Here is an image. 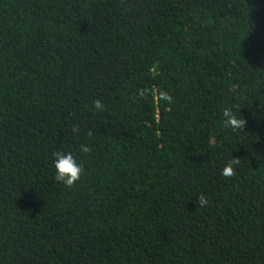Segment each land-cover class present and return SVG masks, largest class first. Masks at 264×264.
<instances>
[{
  "label": "trees",
  "instance_id": "obj_1",
  "mask_svg": "<svg viewBox=\"0 0 264 264\" xmlns=\"http://www.w3.org/2000/svg\"><path fill=\"white\" fill-rule=\"evenodd\" d=\"M0 264H264V0H0Z\"/></svg>",
  "mask_w": 264,
  "mask_h": 264
},
{
  "label": "clouds",
  "instance_id": "obj_2",
  "mask_svg": "<svg viewBox=\"0 0 264 264\" xmlns=\"http://www.w3.org/2000/svg\"><path fill=\"white\" fill-rule=\"evenodd\" d=\"M162 98L170 100L171 97L166 93H162ZM93 105L97 111L103 110L104 104L100 99L93 101ZM223 124L225 127H230L234 131L241 130L245 128L247 121L242 118L241 113L237 116L230 108H225L223 110ZM73 132L76 133L79 131L77 126H73ZM89 136L92 135L90 131ZM79 151L82 153L91 152V148L86 144H80ZM54 167L56 169L55 180L62 183L68 188H72L80 179L84 172L83 165L78 163L72 152L56 151L53 152ZM240 164V157L233 156L227 161L225 166L222 169L221 175L225 177H232L235 175V167ZM203 208L206 207L209 203L205 195L201 194L197 197L196 204Z\"/></svg>",
  "mask_w": 264,
  "mask_h": 264
}]
</instances>
